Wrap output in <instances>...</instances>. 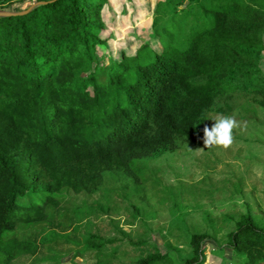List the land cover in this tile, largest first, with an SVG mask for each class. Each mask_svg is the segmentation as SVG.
I'll use <instances>...</instances> for the list:
<instances>
[{"label":"trees","instance_id":"obj_1","mask_svg":"<svg viewBox=\"0 0 264 264\" xmlns=\"http://www.w3.org/2000/svg\"><path fill=\"white\" fill-rule=\"evenodd\" d=\"M15 1L0 0V9L20 11ZM36 1L49 3L0 17V264L39 251L3 236L44 221L64 189L102 193L78 208L82 221L89 213L81 211L112 210L115 195L138 198L148 215L169 205L148 162L203 143L200 122L211 112L264 107V0H160L152 40L120 58L103 36L112 0ZM30 194L42 195L40 204L23 203ZM255 219L241 215L228 234L244 264L264 262V224ZM86 236L96 264H176L160 250L145 253L142 240L127 256L113 237ZM207 238L192 235L183 264H203Z\"/></svg>","mask_w":264,"mask_h":264},{"label":"rangeland","instance_id":"obj_2","mask_svg":"<svg viewBox=\"0 0 264 264\" xmlns=\"http://www.w3.org/2000/svg\"><path fill=\"white\" fill-rule=\"evenodd\" d=\"M158 1L112 0L106 5L102 11L103 36L110 37L114 57L133 54L143 42L152 40V15ZM35 2L17 0L13 8L22 11ZM261 66L264 70V53ZM220 115L247 123L246 131L234 129V142L229 148L207 149L204 143L180 146L148 162L149 174L169 188L163 198L169 205H161L148 215L138 198L115 195L110 203L112 210L104 207L103 211H81L82 216L89 213L88 219L82 221L77 216L78 208L100 200L102 193L78 194L64 189L59 194V206L46 208L44 221L20 223L14 231L4 234L2 243L15 235L40 244L36 254L22 255L11 264H96V251L85 244L91 232L115 238L124 245L127 256L141 252L131 243L142 240L146 243L145 253L160 250L176 264L193 257L192 235L206 233L203 264H244L247 256L229 245L228 234L236 229L241 215L248 212L259 225L264 224V107L245 111L237 106L229 115L214 111L200 122L201 127L210 128ZM42 198L40 194H30L22 202L38 205ZM135 206L141 208L138 213ZM122 223L131 228L125 230ZM123 231L126 234L120 233Z\"/></svg>","mask_w":264,"mask_h":264},{"label":"clouds","instance_id":"obj_3","mask_svg":"<svg viewBox=\"0 0 264 264\" xmlns=\"http://www.w3.org/2000/svg\"><path fill=\"white\" fill-rule=\"evenodd\" d=\"M215 123L209 128L205 125L203 129V143L209 149L213 147L229 148L234 142L233 131L239 129L241 132L247 130V123L243 124L235 119L233 116H217L213 119ZM257 175H261L257 172ZM125 230H129L131 226L121 224Z\"/></svg>","mask_w":264,"mask_h":264},{"label":"water","instance_id":"obj_4","mask_svg":"<svg viewBox=\"0 0 264 264\" xmlns=\"http://www.w3.org/2000/svg\"><path fill=\"white\" fill-rule=\"evenodd\" d=\"M49 2H44V1H36L33 5H31L28 9L22 10V11H10V10H5V9H0V17H8V16H15V15H22L30 12L33 10L35 7L41 5V4H47Z\"/></svg>","mask_w":264,"mask_h":264}]
</instances>
